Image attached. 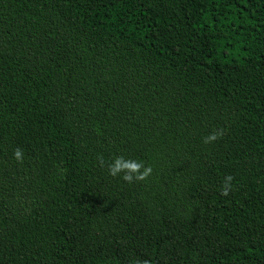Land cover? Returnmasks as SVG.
<instances>
[{
	"label": "trees",
	"instance_id": "obj_1",
	"mask_svg": "<svg viewBox=\"0 0 264 264\" xmlns=\"http://www.w3.org/2000/svg\"><path fill=\"white\" fill-rule=\"evenodd\" d=\"M145 261L264 264V0H0V264Z\"/></svg>",
	"mask_w": 264,
	"mask_h": 264
},
{
	"label": "clouds",
	"instance_id": "obj_2",
	"mask_svg": "<svg viewBox=\"0 0 264 264\" xmlns=\"http://www.w3.org/2000/svg\"><path fill=\"white\" fill-rule=\"evenodd\" d=\"M221 135L222 131L213 132L204 139V143L213 142L217 140ZM13 155L18 162H22L23 151L21 149H15ZM98 159L100 160L101 164H103V158L99 157ZM108 169L109 174L112 176H117L118 174L123 173L122 179L129 183L133 182L134 180L143 181L152 173V168L145 167L143 162L132 159H125V157L123 156L115 157L114 160L108 164ZM231 180V176L225 178L221 189L223 195L228 194V190L231 186ZM144 264H148V262L145 261Z\"/></svg>",
	"mask_w": 264,
	"mask_h": 264
}]
</instances>
